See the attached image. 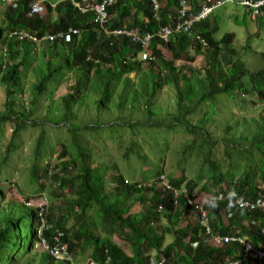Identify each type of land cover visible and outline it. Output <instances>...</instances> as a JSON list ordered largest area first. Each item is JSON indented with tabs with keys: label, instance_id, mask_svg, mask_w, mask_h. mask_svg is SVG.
Returning a JSON list of instances; mask_svg holds the SVG:
<instances>
[{
	"label": "trees",
	"instance_id": "obj_1",
	"mask_svg": "<svg viewBox=\"0 0 264 264\" xmlns=\"http://www.w3.org/2000/svg\"><path fill=\"white\" fill-rule=\"evenodd\" d=\"M188 1L192 7L190 14L194 9L197 10L202 2ZM158 2L160 11L157 19L153 17L148 0H119L109 7V31L127 28L138 30L140 34H154L161 26H171L177 15L176 1ZM30 3V0H18L16 6L0 7V80L7 95L5 109L3 114L0 113L1 120H11L14 116L23 114L13 113V95L23 92L26 77L22 71L31 67L36 59L39 60L36 56L41 52L51 57L46 64L48 72L43 77L40 76L37 90L42 92L52 86L59 88L62 82L56 76L61 79L68 73L75 75L73 90L62 98L67 113L72 112L91 79L105 86L99 103L101 107L106 108L115 90L121 87L131 90L130 86H133L132 90H136L137 81H141L146 74L154 77L150 97H154L165 84L175 85L178 109L184 112L175 117L178 125L181 115L199 111L204 103L214 100L217 94L225 93L235 97L234 103L240 107L243 106L239 102L246 100L244 94L247 93L257 95L264 103V69L250 71L239 58V51L232 46L235 34L226 33L216 39L214 34L218 30L217 24L209 19L195 24L193 30L194 35L203 38L206 46L198 43L195 37L185 34L173 35L166 43L155 38L148 49L150 60L141 61L138 59L140 45L132 43L124 36L105 34L99 24L93 23L92 13H80L69 1L63 0L56 5L57 16L53 19L55 12L50 0L45 3L44 14H29ZM247 11L249 13V10ZM70 28L79 30V34L73 36L72 43L45 42L42 47L37 42L27 39L21 41L8 34L15 30H26L38 38L59 31L67 32ZM60 45L67 49L60 50ZM163 49L170 54V58H164ZM198 55L205 59L204 67L196 69L192 76L181 74L175 61H195ZM55 59L59 64H52ZM39 64L41 75L42 64ZM133 72L140 77L138 80L132 78ZM191 78H195V81ZM191 82H197L201 86V93H195L191 88L186 94L183 86ZM185 98L188 105L184 103ZM248 103L252 106L258 104L255 99L248 100ZM203 108L205 109V106ZM148 113H152L151 109H148ZM205 117L199 122H203ZM260 119L264 122V114L250 120L259 124ZM183 122L186 123L185 118ZM182 126L191 134H195V126ZM242 126L246 129V126ZM17 128L19 129V125L15 131ZM227 129L231 133L233 127L227 126ZM249 135H252L253 140L263 139L264 123ZM242 139L247 142L246 136ZM230 142L233 143L232 140ZM212 159L211 153L210 157H206V163L210 164L212 170H216L218 167ZM80 160H83L82 156ZM62 171L61 175H54L59 180V189L62 192L56 195L55 202L59 204L47 203L44 206V217L49 227L44 231L43 238L45 243L51 246L54 243L52 238L57 233H62L60 243L69 245L68 254L71 258L58 259L40 245L37 236L38 207L25 203L19 205L8 200L5 190L0 188V264H83L88 250L91 264H105L108 259L110 264H147L153 249L177 264H222L227 256H236L240 252V247L231 243L218 246L205 243L198 224L186 223L183 227H176L180 217L190 213V207L183 199H180L179 205H174L171 194L162 193L152 182L145 186L142 182H130L119 175L115 182L121 197H116L107 190L104 177L97 168L88 165L79 167L77 161L71 159L62 163ZM32 179L37 181L34 176ZM200 180H187L182 175L178 179H170V184L178 187L185 183L193 189L198 187ZM261 180L262 187L257 184L254 171L248 168L236 181H233L231 176L225 179L220 174L209 179V184L203 185V190L211 191L210 187L215 188L222 182L226 184L214 192L215 205L209 204V209L213 207L210 212L215 233L223 236H245L255 246L264 247V240L260 236V230L264 228V211L238 209L233 198V194L250 200L264 198V175ZM219 195L222 196L220 200ZM159 204L164 205L162 216L169 224V227L166 225L160 231V226L154 225L159 221L160 215L155 211ZM136 205L140 211L131 212ZM205 206L208 209L206 204ZM229 212H232L231 217H228ZM167 233L173 234L176 240L164 246V236ZM115 235L127 243V248L114 241ZM187 237H190V242L184 245L182 241ZM195 241H199L197 247L192 245ZM180 242L184 247L178 250L176 246ZM128 250L132 253H128ZM243 264L260 263L247 260Z\"/></svg>",
	"mask_w": 264,
	"mask_h": 264
},
{
	"label": "rangeland",
	"instance_id": "obj_2",
	"mask_svg": "<svg viewBox=\"0 0 264 264\" xmlns=\"http://www.w3.org/2000/svg\"><path fill=\"white\" fill-rule=\"evenodd\" d=\"M233 1L209 17L210 22L212 17L216 20L218 30L214 37L220 39L226 33H234L236 38L232 46L239 51L238 56L246 67L252 72L264 69V14L252 20L241 4L244 0ZM59 49L67 48L60 45ZM162 52L164 58H170L164 49ZM50 57L43 52L38 53L36 58L39 60L36 59L31 67L22 71L26 81L23 82V92L13 95V113L23 114L13 115L11 120L0 119V188L5 190L8 200L19 205L27 202L28 206L59 204L55 202L56 195L62 192L54 175H61L62 163L71 159H75L79 167L88 165L97 168L104 177L107 190L116 197H121L115 182L119 175L130 182L142 183H150L159 175H164L169 182L182 175L187 180L201 179L196 189L199 199L207 202L208 209V202L215 201L214 192L218 187L226 186L222 182L215 188L210 187L211 191L203 190V185L209 184L212 177L221 174L225 179L231 176L236 181L251 168L257 184L262 187L264 138L253 140L249 135L264 123L262 119L259 124L250 120L264 114V103L257 95L244 94L246 100L239 102L243 106L240 107L235 105V97L217 94L199 111L192 110L188 112L190 114L181 115L178 125L175 117L184 112L178 109L175 85L165 84L154 97H150L154 77L146 74L139 81L140 77L133 72L132 78L138 80L136 90H132L133 86H130L131 90L118 88L105 108L99 103L105 86L91 79L72 112L67 113L62 98L73 90L76 81L74 73H68L61 79L56 76L62 82L59 88L52 86L42 92L36 89L40 76L48 72L46 64ZM40 62L41 75L38 70ZM52 64L57 65L59 61L52 60ZM175 64L181 74L192 76L196 69L204 67L205 59L198 55L195 61L181 59ZM192 80L195 81V78ZM1 84L0 80V113L3 114L7 95L6 88ZM191 88L195 93H201L197 82L183 86L186 94ZM250 99L257 100L258 104L250 105ZM186 100L184 103L188 105ZM148 109L152 113H148ZM203 116H206L203 122H199ZM17 125L19 129L15 131ZM182 125L195 126V134ZM227 126L233 127L231 133ZM244 136L247 142L243 141ZM211 153L218 167L216 170L206 163V157H210ZM81 156L83 160H80ZM33 176L37 181L32 179ZM137 209L138 206H135L131 212H137ZM159 215V221L155 223L160 226L158 231L166 225L169 227L162 213ZM195 218L196 215L185 219L180 217L176 227L184 225L186 220L194 225L197 223ZM120 239L114 237L116 243L127 248V243ZM175 240L173 234L167 233L163 245ZM182 242L184 245L187 243ZM184 245L180 242L176 247L180 250ZM128 253L131 254V250ZM158 253L156 249L150 251V255Z\"/></svg>",
	"mask_w": 264,
	"mask_h": 264
},
{
	"label": "built area",
	"instance_id": "obj_3",
	"mask_svg": "<svg viewBox=\"0 0 264 264\" xmlns=\"http://www.w3.org/2000/svg\"><path fill=\"white\" fill-rule=\"evenodd\" d=\"M17 1L13 3V6L17 5ZM49 0H30V12L29 14H41L46 10L45 3ZM70 2L73 8H76L80 13L90 12L92 13L93 23L99 24L105 31V34H112L114 36H124L131 40L132 43L140 45L141 51L138 55V59L141 61L150 60L148 49L152 44L153 39H158L166 43L169 38L176 34H185L191 37H195L196 41L206 46L205 41L200 35H194L193 30L195 24L202 22L209 17L219 8L228 3H234L233 0H202L201 6L197 10H193L192 14L191 3L188 0H175L177 7L176 18L171 26H161V28L154 34L145 33L140 34L138 30H128L127 28L117 29L113 32L109 31V23L111 20L109 7L117 3L119 0H67ZM52 6H55V2L50 0ZM151 5L153 17H159L160 5L158 0H148ZM247 10L252 20H257L259 16L264 14V0H244L241 3ZM37 33V32H36ZM10 37L18 40H30L33 42L40 43L42 45L45 42L52 44L56 41L63 43H72L73 36L79 34L78 29L70 28L67 32L59 31L55 34L39 36L38 38L33 36V33H29L26 30H15L8 33ZM156 189H160L162 193L171 194L172 202L174 205L180 203V199H183L188 207H191V211L195 213L197 224L199 225L204 242L209 245L218 246L222 243H231L240 245L242 251L237 256H227L222 264H243L247 260H254L264 264V247L255 246L246 237H239L234 235H219L216 234L212 226V218L210 217V210H208L203 201H199V193L195 189L188 188L185 184L179 187L172 186L170 182L165 178L164 175H160L152 181ZM145 186L147 183H144ZM221 195L218 196V200L221 199ZM234 205L238 209L254 210L261 209L264 211V198H257L255 200L244 199L242 196L233 194ZM215 201L208 202L211 206L215 205ZM38 216L39 225L37 227V236L40 239L41 246L51 255L58 259H69L71 256L68 254L69 245L66 243H60L62 233H57L52 240L54 243L49 246L45 243L43 233L48 229L44 217V203L38 205ZM213 208V207H212ZM211 208V209H212ZM163 209L162 205H159L157 212H161ZM232 212L228 213V217H231ZM260 235L264 239V228L260 230ZM38 245V244H37ZM198 245V242L194 243V247ZM105 264H110L109 259ZM147 264H176L175 262L168 260L164 255L158 254L157 256H151ZM206 264H218V263H206Z\"/></svg>",
	"mask_w": 264,
	"mask_h": 264
},
{
	"label": "crops",
	"instance_id": "obj_4",
	"mask_svg": "<svg viewBox=\"0 0 264 264\" xmlns=\"http://www.w3.org/2000/svg\"><path fill=\"white\" fill-rule=\"evenodd\" d=\"M55 3V6H52L53 8H54V15H53V19H55L56 18V16H57V12H56V9H55V7H56V5L59 3V2H61V1H63V0H53ZM15 2V0H0V7L1 8H6V6L7 5H11V6H13V3ZM234 2V1H233ZM223 7V6H222ZM45 12H42L41 14H44ZM210 20L212 21V22H215V24H216V20H214L213 19V17L212 18H210ZM137 206V205H136ZM138 211H140L139 210V208L137 209V212ZM191 216H195V215H193V213L190 211V213H188V218H191ZM187 216H183L182 218L183 219H185ZM194 220H196V218L194 219ZM186 223H188L187 222V220H186V222H185V224L184 225H182V226H185L186 225ZM193 223V222H192ZM195 224H197V223H195ZM117 238H119L117 235H115ZM114 236V237H115ZM114 239V238H113ZM121 240V239H120ZM186 240V239H185ZM115 241V240H114ZM121 242H123V240H121ZM118 244V243H117ZM123 244V243H122ZM118 245H121L120 243L118 244ZM122 247H124L123 245H121ZM128 252V251H127ZM84 259H86L84 262H83V264H91L92 262H91V260H90V250H88L86 253H85V258Z\"/></svg>",
	"mask_w": 264,
	"mask_h": 264
},
{
	"label": "clouds",
	"instance_id": "obj_5",
	"mask_svg": "<svg viewBox=\"0 0 264 264\" xmlns=\"http://www.w3.org/2000/svg\"><path fill=\"white\" fill-rule=\"evenodd\" d=\"M39 44H40V43H39ZM42 45H43V44H42ZM42 45H41V46H42ZM159 176H160V175H159ZM159 176H158V177H159ZM155 179H156V178H155ZM152 181H153V180H151V182H152ZM127 182H128V181H127ZM184 184H185V183H184ZM116 185H117V184H116ZM181 185H182V184H181ZM178 187H179V186H178ZM187 187H188V186H187ZM188 188H190V187H188ZM117 189H118V188H117ZM190 189H191V188H190ZM193 189L195 190L196 188H193ZM196 190H197V189H196ZM198 200L201 201V200L199 199V197H198ZM172 203H173V202H172ZM204 203L206 204L207 202H204ZM25 204L27 205V204H29V203L25 202ZM46 205H47V204H46ZM46 205H45V203H44V206H46ZM159 205H162V206H163V209H164V205H163V204H159ZM159 205H158V207H159ZM178 205H179V204H178ZM176 206H177V205H176ZM35 207H38V206L35 205ZM158 207H157V208H158ZM163 209H162L161 212H157V209H156V212H157V213H162V215H163ZM190 210H191V207H190ZM208 210L211 211L212 209H208ZM191 212H192V211H191ZM211 215H212V213L210 212V217H211ZM187 216H188V215H187ZM162 217H163V216H162ZM211 218H212V217H211ZM180 221H181V220H180ZM166 222H167V221H166ZM211 223H212V221H211ZM154 225H155V223H154ZM179 227H183V226H179ZM216 234H217V233H216ZM232 235H234V236H238V235H235V234H232ZM260 236H261V235H260ZM201 237H202V239H203L202 231H201ZM239 237H245V236H239ZM246 238H247V237H246ZM247 239H248V238H247ZM262 239H263V238H262ZM248 240H249V239H248ZM263 240H264V239H263ZM185 241H186V242H190V237H187ZM203 241H204V239H203ZM249 241H250V240H249ZM195 242H198V244H199V241H195ZM195 242L192 243L193 247H194V243H195ZM250 242H251V241H250ZM251 243H252V242H251ZM234 245H235V244H234ZM197 246H198V245H197ZM197 246H196V247H197ZM237 246L240 247V250H239L240 252L237 253L236 256H237L238 254H240L241 251H242V247H241L240 245H237ZM260 246H261V245H260ZM261 247H262V246H261ZM159 254H162V253H159ZM162 255H163V254H162ZM151 256H153V255H150V256H149L148 261H149V259H150ZM154 256H157V255H154ZM165 257H166V256H165ZM166 258H167V257H166ZM167 259H168V258H167ZM168 260H171V259H168ZM148 261H147V263H148ZM171 261H172V260H171ZM253 261H254V260H253ZM173 262H174V261H173ZM259 263L262 264L261 262H259ZM176 264H177V263H176Z\"/></svg>",
	"mask_w": 264,
	"mask_h": 264
}]
</instances>
